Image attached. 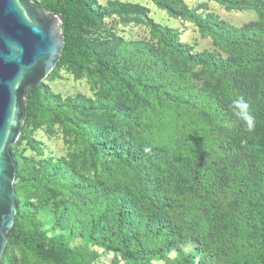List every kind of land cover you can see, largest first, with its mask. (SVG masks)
Listing matches in <instances>:
<instances>
[{"label": "trees", "instance_id": "16d2710c", "mask_svg": "<svg viewBox=\"0 0 264 264\" xmlns=\"http://www.w3.org/2000/svg\"><path fill=\"white\" fill-rule=\"evenodd\" d=\"M37 4L62 18L53 73H88L93 63L101 83L112 86L77 100H60L42 82L28 89L21 133L61 119L93 172H77L61 158L30 169L34 158L12 151L16 214L0 264L16 263L13 250L41 264H91L100 252L113 254L111 264H264V55L253 51L264 47V31L214 28L217 44L237 52L223 60L193 53L167 29L159 30L157 47L116 34L90 43L87 34L106 14L94 0ZM252 5L264 11V0ZM192 19L209 31L207 18ZM166 51L220 71L224 82L233 70L258 76L240 91L191 88L190 70L180 63L177 79ZM240 112L245 121L236 123ZM98 158L122 173L98 171ZM30 188L37 202L24 195Z\"/></svg>", "mask_w": 264, "mask_h": 264}, {"label": "rangeland", "instance_id": "374dc122", "mask_svg": "<svg viewBox=\"0 0 264 264\" xmlns=\"http://www.w3.org/2000/svg\"><path fill=\"white\" fill-rule=\"evenodd\" d=\"M40 1V0H34ZM106 14L96 25L97 28L87 34L90 43L97 44L103 38L112 34L122 36L127 40H143L147 44L157 47L159 44V30H172L177 40L185 44L193 53L204 51L212 52L217 58L227 60L237 52L224 50L222 45L216 42V34L213 30L217 27H227L229 29L241 30L255 27L258 32L264 31V11L257 10L252 5V0H94ZM117 5L129 6V13H115ZM114 10V11H113ZM117 12V11H116ZM122 14V15H120ZM194 16L207 18L209 20V31H201L193 21ZM95 26V27H96ZM99 48V47H98ZM255 56L264 55V47L253 46ZM231 55V57H229ZM165 57L171 66L176 68L177 79H181L183 68L190 70L189 86L200 87H224L228 89L241 90L246 87L251 79L258 75L254 69L246 68L231 71L228 73V81H223L220 71L210 70L206 72L198 66H190L181 62L170 52H165ZM88 73L75 74L66 68L58 69L55 73L51 71L42 81L49 93L60 100H77L80 97L92 98L96 92L102 90L108 93V86L101 83L102 77L95 75L97 71L93 63L87 64ZM208 83V84H207ZM103 85V86H102ZM241 88V89H240ZM26 102V100H25ZM237 113L235 122L245 121V116ZM22 131V129H21ZM22 135V136H21ZM23 140L19 143V140ZM28 140L29 142L26 143ZM11 153L15 151L20 156H31L34 158L29 168L37 167L48 158L66 161L75 168L77 172L90 174L86 167V159L83 152H79L76 145V134L73 129L59 118H55L52 123L45 120L35 123L26 134L20 132L15 143L10 146ZM98 171L104 166L114 167L117 174L122 173V169L114 165L108 159L98 158ZM105 162V163H104ZM104 163V164H103ZM15 182V181H14ZM46 193V187H41ZM36 190L28 189L24 195L31 201L37 202ZM43 217V214H41ZM79 243L78 237L75 240ZM186 245L185 249H189ZM4 251V250H3ZM3 254V252H2ZM173 253H170L172 255ZM16 258L15 264H41L35 263L32 258H25L22 253L12 251ZM2 257V256H1ZM113 254L100 252L99 257L91 264H111ZM153 264H163L161 261H153Z\"/></svg>", "mask_w": 264, "mask_h": 264}, {"label": "water", "instance_id": "95a60500", "mask_svg": "<svg viewBox=\"0 0 264 264\" xmlns=\"http://www.w3.org/2000/svg\"><path fill=\"white\" fill-rule=\"evenodd\" d=\"M62 18L34 0H0V263L15 214V162L10 146L25 119V100L59 61Z\"/></svg>", "mask_w": 264, "mask_h": 264}, {"label": "clouds", "instance_id": "9594fccd", "mask_svg": "<svg viewBox=\"0 0 264 264\" xmlns=\"http://www.w3.org/2000/svg\"><path fill=\"white\" fill-rule=\"evenodd\" d=\"M242 99V98H241Z\"/></svg>", "mask_w": 264, "mask_h": 264}]
</instances>
